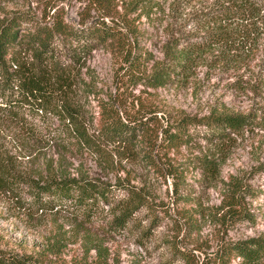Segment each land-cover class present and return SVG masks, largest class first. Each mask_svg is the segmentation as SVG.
I'll use <instances>...</instances> for the list:
<instances>
[{
    "label": "trees",
    "instance_id": "trees-1",
    "mask_svg": "<svg viewBox=\"0 0 264 264\" xmlns=\"http://www.w3.org/2000/svg\"><path fill=\"white\" fill-rule=\"evenodd\" d=\"M88 1L93 3L97 13L87 22L79 20V24L67 22L58 13L47 20L29 18L23 12L0 19V122L6 128L13 127L18 142L14 145L17 152H10L0 141V188L18 193L24 189L26 196L22 201L34 211H66L73 219H78L79 225L72 229L74 233L79 229L87 233L82 223L97 217L107 203V230L118 232L127 226L135 207L144 203L142 193L129 184H119L117 178L113 184L125 188L127 196L113 202L110 185L83 171H68L65 154L81 153L85 149L100 155L106 148L105 143L117 146L133 140H142L145 147L152 148L158 129L162 134L161 142L170 147L178 146L190 131L201 127L217 142L229 138L231 132L238 133L256 124L264 128V0H205V4L191 12L195 27L185 35L167 39L161 56L147 67L145 50L137 51L128 39L138 32V16L127 15L136 7L145 10V14L152 7L163 10L165 0ZM192 1L167 0V12L183 10L184 4ZM118 4L122 7L120 12H117ZM20 20L27 24L21 26ZM96 47H104L117 55L123 68L118 91L109 93L106 98L99 96L100 88L84 66L86 55ZM198 64L228 71L229 85L251 99L249 107L239 113H229L211 104L204 115L175 114L172 119L166 117L163 125H154L157 105L150 104L146 97L142 102L133 96L131 106L135 102L137 107L121 110L129 87L182 82ZM82 67L85 68L82 70ZM88 96L96 98L97 110L96 115L87 120L80 100ZM145 113H150L149 117H144ZM51 118L56 119V126L42 130V122ZM92 120L94 124L88 126L86 121ZM23 134L30 136L32 142L23 144L20 141L26 137ZM49 141L55 145L56 157L42 149ZM21 158H35L36 167L31 172L16 169L13 164ZM199 161L204 175L213 177L218 158L205 156ZM258 167L256 171L264 180V162ZM173 189L178 196L176 187ZM252 193L253 190L248 185L242 187L235 176L224 182L220 207L225 208L229 221H254L243 201L244 195ZM145 231L147 229L142 233ZM63 237L49 231L44 249H59ZM83 239L85 249L95 247L98 257L106 252L97 238L90 235ZM226 248L242 260L255 257L264 261V238L229 241ZM40 262L30 255L0 250V264Z\"/></svg>",
    "mask_w": 264,
    "mask_h": 264
},
{
    "label": "rangeland",
    "instance_id": "rangeland-1",
    "mask_svg": "<svg viewBox=\"0 0 264 264\" xmlns=\"http://www.w3.org/2000/svg\"><path fill=\"white\" fill-rule=\"evenodd\" d=\"M164 2L163 10L152 7L145 14V10L136 7L127 15L138 16V32L128 39L137 51L145 50L146 67L161 56L167 39L185 35L195 27L191 12L206 1L193 0L185 3L183 10L168 12L167 0ZM116 7L117 12L122 10L119 4ZM15 12H23L26 17L36 20H47L58 13L73 24H79L81 19L87 22L97 13L88 0H0V19ZM19 24L25 26L27 23L20 20ZM84 66L96 87L100 88V97L106 98L109 93L118 91L123 68L118 56L109 49H92L85 57ZM229 81L228 71L198 64L182 82L129 87L126 104L120 108L122 111L134 110L137 105L134 102L131 106L133 96L142 102L146 97L150 104L155 102L157 105L154 125H163L166 117L172 119L175 114L199 117L207 113L211 104L217 109L225 108L229 113L245 111L251 99L234 90ZM80 103L87 120L96 115L95 97L88 96ZM149 114L145 113L144 117ZM48 121L42 122V130L57 124L55 118ZM86 123L92 126L94 120ZM0 128V141L10 152H17L18 148L14 146L18 145L17 132L13 127H4L1 122ZM204 130L201 127L190 131L178 146L166 147L158 129L152 148L145 147L142 140H133L117 146L105 143L106 148L100 155L85 149L81 153L65 154L67 170L72 173L80 170L109 184L113 202L127 196L125 188L113 184L117 178L119 184H129L142 193L144 203L135 207L127 226L118 232L107 230V203L103 204L102 213L82 223L81 226L88 229L87 233H83V229L74 233L72 229L79 225L78 219H73L66 211H34L22 201L26 196L24 189L18 193L0 188V250L30 255L41 260L40 264H264L255 257L242 260L226 248L229 241L264 238V180L256 171L259 163L264 162V128L256 124L238 133L231 132L229 138L218 142ZM26 137L20 140L23 144L32 142L30 136ZM50 142L42 149L56 157L55 145ZM36 149L39 150V146ZM205 156L218 158L213 177L205 176L199 166V159ZM19 160L13 166L29 172L38 162L35 158ZM230 176L237 177L242 187L248 185L253 190L252 195L246 194L243 198L245 207L254 217L252 223L249 220L229 221L225 208L220 207L224 182ZM144 229L147 231L142 233ZM49 231H56L60 238L64 236L63 244L57 250L44 249V239ZM89 234L106 248L100 257L95 247H84L83 238Z\"/></svg>",
    "mask_w": 264,
    "mask_h": 264
}]
</instances>
